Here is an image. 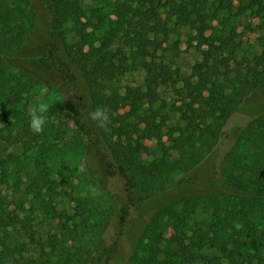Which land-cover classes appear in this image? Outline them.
Wrapping results in <instances>:
<instances>
[{"label":"trees","instance_id":"16d2710c","mask_svg":"<svg viewBox=\"0 0 264 264\" xmlns=\"http://www.w3.org/2000/svg\"><path fill=\"white\" fill-rule=\"evenodd\" d=\"M216 1L212 7L209 0H123L116 5L115 27L105 30L106 17L98 7L89 8L97 20L93 23L81 0H41L49 32L38 63L64 80L72 91L65 112L100 162L124 181L127 205L122 216L166 192L174 180L189 183L192 172L214 157L231 116L252 93L264 92V41L258 53L239 57L240 35L223 17L232 13V0ZM32 2L0 0V123L6 128L12 125L11 117L23 121L18 106L35 83L30 73L12 72L9 64L35 28ZM237 13L243 11L238 8ZM217 21L220 28L213 26ZM184 28L210 33L203 38L201 60L189 74L172 70L147 50L158 49L159 35L167 38ZM97 31H103L97 54L83 52ZM122 31L139 42L143 91L135 96L128 89L121 98L126 112L107 111L111 123L101 129L88 114L97 107L106 111L104 89L125 69L122 61L113 62L116 54L109 51ZM77 78L88 88V107L80 100ZM163 90L176 102L165 107L160 101ZM136 138L156 141L159 156L143 158ZM2 171L7 173L5 167ZM218 183L212 194L185 197L153 213L127 264H264V117L243 130L225 158ZM10 205L0 188V264H81V254L89 249L82 244L75 253L63 254L54 245L46 250L25 242V237L33 241L30 226Z\"/></svg>","mask_w":264,"mask_h":264},{"label":"rangeland","instance_id":"374dc122","mask_svg":"<svg viewBox=\"0 0 264 264\" xmlns=\"http://www.w3.org/2000/svg\"><path fill=\"white\" fill-rule=\"evenodd\" d=\"M122 1L93 3L92 0H81L93 23L97 22L91 13L93 7H98L105 15V30L115 27L116 5ZM216 5V0H209V6ZM232 5V13L223 17L228 18L229 26L240 35L239 57L258 53L261 50L259 43L264 41V0H232ZM238 8L243 14L238 15ZM32 9L36 13L35 28L18 56L9 60V64L12 72L30 73L35 83L18 106L23 121L11 117L9 128L0 123V182L6 181L0 188L12 204L10 210L19 213L26 227L30 226L28 234L32 232L33 241L25 237L28 244H38L46 250L54 245L63 254L75 253L82 244L89 249L81 254V264H105L107 258L109 264H127L153 213L185 197L208 195L218 190L227 154L237 144L243 130L251 122L264 117V92L252 93L231 116L214 157L192 172L189 183L178 185L174 180L166 192L129 208V214L122 216V208L127 205L124 181L100 162L95 149L65 112L64 103L72 91L64 80L38 63L48 46L49 15L41 0H33ZM161 14L166 16L165 11L161 10ZM223 17L220 16V20ZM213 26L221 27L218 21ZM102 32H95V39L84 47L83 52L97 54L95 49L101 46ZM209 35V32L202 35L196 29L184 28L167 38L159 35L158 49L154 51V47L148 46L147 50L150 54L154 52L158 61L172 70L189 74L191 67L201 60L203 38ZM68 38L73 44L75 40L70 35ZM138 45L133 34L122 31L109 48L116 54L113 62L122 61L125 69L109 88L104 89L108 100L106 111L124 114L127 109L121 98L128 89L135 96L143 91V58ZM76 82L80 100L88 107V88L83 79L77 78ZM160 101L167 107L175 103L176 98L163 90ZM41 102L50 103L46 114L48 122L42 133L35 134L29 127V112ZM135 141L143 158L152 160L159 156L156 141L138 138ZM3 167L7 169L6 174H3ZM176 208L180 210L181 205ZM61 244H65L67 251Z\"/></svg>","mask_w":264,"mask_h":264},{"label":"clouds","instance_id":"9594fccd","mask_svg":"<svg viewBox=\"0 0 264 264\" xmlns=\"http://www.w3.org/2000/svg\"><path fill=\"white\" fill-rule=\"evenodd\" d=\"M46 91V89H45ZM50 103L41 102L33 107L29 112V127L35 134H40L44 130V126L48 122L47 112L49 111ZM89 119L96 122V126L101 129H106L111 123L109 113L102 107H97L88 114Z\"/></svg>","mask_w":264,"mask_h":264}]
</instances>
